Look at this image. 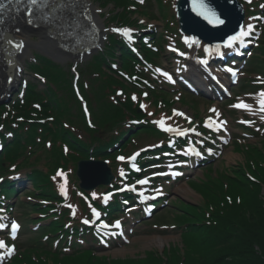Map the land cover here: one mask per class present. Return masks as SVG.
Wrapping results in <instances>:
<instances>
[{
	"label": "trees",
	"instance_id": "trees-1",
	"mask_svg": "<svg viewBox=\"0 0 264 264\" xmlns=\"http://www.w3.org/2000/svg\"><path fill=\"white\" fill-rule=\"evenodd\" d=\"M98 1L103 6L112 4L116 7L109 13L107 23L141 28L138 20L132 18L135 13L155 16L150 1L148 5L133 0ZM158 6L162 15L168 18L166 2L158 0ZM167 28L173 27L168 24ZM260 50L263 57L264 46ZM143 52L149 61L155 62V52L145 46ZM112 58L120 61V69L130 75L136 73L134 62L140 63L127 45L110 33L103 50L82 65L78 87L87 102L92 125L76 94L69 68L41 55H36L35 61L28 64V69L45 82L42 94H37L36 86L30 84L24 98L16 95L10 106L0 110V126L12 133L10 139L3 136L5 145L0 156V175L9 172L14 164L17 168L31 167L29 177L35 184L31 195L58 204L57 212L49 215L56 219L44 232L49 242L60 238L64 242L65 238L91 232L83 221L87 219L92 223L95 216L88 211V202L78 195L75 169L79 160L100 158V155L106 154L118 173L117 181L128 171L126 163L117 164L114 160L119 151L109 153V149L124 139L126 121L132 118L129 112L136 114L130 92L137 87L111 68L109 60ZM260 64L264 72L263 59ZM143 128L148 133H158L147 125L137 128V134ZM98 132L100 135H97ZM132 138L133 135L120 144L121 152L133 143ZM262 142V147L247 145L246 164L239 165L231 174L225 172L215 181L197 185V192L202 197L201 206L187 204L185 214H177L182 219L177 228L181 225L186 236L183 249L170 246L163 255L153 251L141 259L118 260L100 256L91 249L80 248L67 254L38 242V245L23 246V250L9 264H264V140ZM55 173L67 177L71 187L70 205L77 204V209L61 205L63 202L52 178ZM58 180L65 181L64 177ZM9 185L11 183L7 181L0 187V197L9 193ZM56 207L41 206L37 210L48 214L50 208ZM158 220L167 222L162 216Z\"/></svg>",
	"mask_w": 264,
	"mask_h": 264
},
{
	"label": "rangeland",
	"instance_id": "rangeland-1",
	"mask_svg": "<svg viewBox=\"0 0 264 264\" xmlns=\"http://www.w3.org/2000/svg\"><path fill=\"white\" fill-rule=\"evenodd\" d=\"M90 1L94 5V7H96V9L98 11V16L101 19V21L103 23H105L107 32L109 33L110 31H108V30H112L111 28H113L114 25H116V24H112V23L106 24V20L104 18V15H105V12L108 11V8L110 10H115L116 7L111 4V6H109L108 8H104L105 6H103V4L100 1H98V0H90ZM172 1L173 0H171V2L169 4H167V2H169V0L166 1V4H167L166 7H169V9H170V6L172 8L174 5V2H172ZM152 3H153L154 7L151 8V10L155 16H153L151 13L148 16H151L153 18H161L162 17L161 16L162 11H161V8L158 7L157 0H152ZM131 8H133V6H131ZM134 8L136 9V7H134ZM134 18H137L138 21H140V20L144 21L145 25L146 24L150 25V26L152 25V27H154L156 29L158 28V31L160 33H161V31L163 32V34L166 33L165 28H164V23L162 20H158V21L157 20H151L150 21L148 19H145L144 17H141V15H137V14H135ZM251 29H254V28L252 27ZM259 31H260V29H259ZM37 33L38 32H34V33L29 32L28 33L29 40L30 41H39V37L37 36ZM164 38L166 39L167 43H166V47L162 53L163 55L161 54L162 55L161 61L163 62L162 63L163 67H165L162 69V72L166 71L165 70L166 67L169 66V64H168L169 59L173 60V58H171L169 56V51L167 50V46L175 43L174 41L177 40V37H175L176 40H172V39L166 38L165 35H164ZM179 40H180V42H183V39H179ZM36 53H38L37 49H30L29 54L26 55V57L23 58V61L20 62L21 68H22L21 77L18 78V83H16V86H15V88H17L18 90L21 89L23 87V85H25L26 83L36 84L38 86V90H42L45 88L43 81L36 79L35 76H32L28 72L27 63L34 59V56ZM90 58L91 57L88 56L85 59L83 58L80 60H78V59L72 60V58L71 59L70 58L65 59V62H63V65H65L66 67L68 66V68L74 66V70L76 69L75 72H77L78 67L76 68L75 66L78 65L79 69H81V68L83 69V66H82L83 63L87 62ZM73 61H78V62H77V64L76 63L73 64ZM109 61L111 62L112 65L118 66V63H117L118 60L112 58ZM2 67L3 66L0 64V70L1 71H2ZM119 67L120 66H118V68ZM254 67L255 66L253 65L250 67V69L253 70ZM156 71L159 72L157 69H156ZM0 75H1V73H0ZM3 76L4 75L2 74L1 77H3ZM254 77H255V75L252 74L251 76H249L248 79H253ZM81 78H82V76H81ZM19 82H20V85H19ZM156 84H158V85L160 84L162 86L163 85L162 79H160V82H157ZM17 89L11 95L12 99L10 98V100H13V97L16 95V92L18 91ZM247 91H244L246 95L237 98L239 103L237 102L235 105H239L241 103L247 104V105H249L248 108L251 109V111H249L247 109H238L235 106L230 107L227 105H221L220 107H218V110L216 112L220 111L221 113H223L222 116H219V114H213L212 112H206V110H205L206 105H204V103H203V101H205V100L202 99V97L198 96V95L191 97V101L194 102V104H196L197 106H195L193 103H189L188 100H186V104L184 103V100H183V102H180V100H179L175 105H173L174 107L172 105L171 106L168 105V106L163 107L159 104L158 105L154 104V106H155L154 107L151 104H153L155 101H158L156 99V94L151 93V96H150V94L147 93L148 91L146 89H144L142 91L143 94L147 93V95H146V101H144L141 104V105H144L143 109L145 110V112H142L141 114H146L147 110L150 113L153 112L154 110H156L153 114V116H155V115L156 116H155V118H153L154 122H152V126L156 125V123L158 121H161V120L164 121V126L165 125L177 126V123H178L177 118L174 116V113H177V112H183L184 113V115L182 117H184L185 119H188L189 125H191L189 127V129H191L192 127H196L198 129H201L200 128L201 126H199L198 123H200V121L203 120L204 125L211 132L215 133L217 131L218 125L221 122L222 123L226 122V123H224L226 126V132L221 134V137H223L225 143L221 147V151H220L221 158L215 159L212 161V163L206 164L204 166L197 168L190 175H187L184 178L179 179V181L172 182V184H166V182H164L165 185H169L168 191H169V199H170L171 204L169 206L167 205L166 208H165V206L160 207V209L158 210V215L161 214L162 218L165 217V220L167 221V222H162L160 220L162 222V224L167 223V224L173 225V226H163V228H161V226L153 225L154 223L157 222L156 217L153 219L149 218V220L143 219V220H139V221H134L133 223L126 225L127 228L125 229V231L127 230L128 234H129V242L128 243H126V242L120 243V244H117L115 246L111 245L105 251H100L98 253L100 256H106V257H109L112 259H118V260L127 259V258L141 259V258L146 257L148 252L154 251V252H158L159 254H164L165 249L169 248L170 246H179L182 249L184 248L186 236H184V234H183L184 231H183L182 227H180L181 225L179 226V228H176V229L173 227H176V226L178 227V222H182V219L179 218L177 216V214L178 215L185 214V207L187 206V204H196L197 206H201L202 198L197 193L196 188L197 187L199 188V186H197V185H204L203 184L204 181H215L222 176V173L228 172L231 174L234 170H236L239 167V165L246 164V160H247L246 149H244V148L240 149L234 145L232 146V141L234 139H237V136H242V135L244 136V139H241L240 142L245 143V141H248L249 143H253V144L258 145L259 147H262L261 145L263 143L259 139H254V138L245 136V134H242L241 130H238L237 128L233 129V132L231 130V127H232L231 123L232 124L234 123V125H236V123H240L241 120H249L251 123L249 125L256 126L257 129L259 127H263V130L261 132H262L263 137H264V111L261 110L260 100L262 99V97L259 95L260 93L264 92V90L246 93ZM249 91H251V90H249ZM170 92H172V91H170ZM153 95H155V97H153ZM157 96L160 97L161 95L158 94ZM176 98L179 99V95H177V94L174 95V99H176ZM161 103H163V102L161 101ZM149 104H150V107H148ZM0 107H1V105H0ZM232 109H236V111L234 113H230V115L228 117V115H226V114H228L229 111ZM173 111H174V113H173ZM196 112L198 114H200V113L201 114L198 115ZM193 115L197 116V118L196 117L193 118ZM198 116H200V117L198 118ZM157 124H158V126H160L159 123H157ZM184 128H187V127L185 126ZM134 133H137V131H134ZM232 134H234V136H232ZM211 136H212V133H211ZM153 139H154V136L147 134V132H143L136 139L135 143L138 145V147H142L144 145L151 144L154 141ZM133 148H135V146ZM29 189H31V185H29ZM63 189H65V187H63ZM186 189H188V192H186ZM64 191H66V190H64ZM262 191H263L262 192V195H263L264 194V188H262ZM19 197H20L19 200L25 198L24 195L21 193H19ZM39 202L41 203L42 200H38V203ZM47 203H49V202H47ZM134 209H136V208L129 210V212H127V215L125 214L123 216L124 222H125V220H128L130 217H135V214L132 212V211H134ZM13 216L16 218L21 217L20 211L16 210L13 213ZM135 219H137V217ZM145 221H150V222L146 223ZM30 227H32V226L28 225V228H30ZM28 228L26 229V227H24L23 235H21V237H20V239L22 238V243H24L23 245H26V243L29 240V236L33 235L32 233L29 232ZM130 228H133L132 233H129ZM4 235H8V234L5 233ZM0 239H2V238H0ZM20 239L18 241V244H20ZM10 249L11 248L1 249L0 259L5 257L7 255V250H10Z\"/></svg>",
	"mask_w": 264,
	"mask_h": 264
},
{
	"label": "water",
	"instance_id": "water-1",
	"mask_svg": "<svg viewBox=\"0 0 264 264\" xmlns=\"http://www.w3.org/2000/svg\"><path fill=\"white\" fill-rule=\"evenodd\" d=\"M205 2L224 20V24L209 23L198 13L193 0H177L175 12L179 27L182 32L196 35L207 43L224 45L230 36L240 32L245 18L244 7L239 0H205ZM39 53L59 61L58 56L52 51L40 49ZM8 102L9 98L0 100V104ZM77 176L81 188L86 191L101 184L108 185L114 179L111 169L105 162L94 160L79 161Z\"/></svg>",
	"mask_w": 264,
	"mask_h": 264
},
{
	"label": "bare ground",
	"instance_id": "bare-ground-1",
	"mask_svg": "<svg viewBox=\"0 0 264 264\" xmlns=\"http://www.w3.org/2000/svg\"><path fill=\"white\" fill-rule=\"evenodd\" d=\"M82 1H83V6L88 11V15L90 19L94 20L97 23V26H98L97 28L100 29L99 39H101L103 42L105 37L109 36V34L106 32L105 27L101 19L98 16V11L96 7H94V5L91 3L90 0H82ZM28 19L29 17L25 18L26 21ZM31 21L33 25H39L41 24L42 20L32 18ZM17 29H19V31H17ZM28 29L29 28L23 25L22 22L15 24V26L13 27L11 31L13 37L7 38L5 41V44H4L5 56L4 57H5V62H7L8 65L10 64V66L8 67L3 66L2 71L0 70L1 75L2 74L4 75L3 77H1L0 75V98L3 95L9 94V92H11L15 88V84H16V80H13L10 84H7L8 80L5 77V73L7 72V70H9L11 73L12 72L14 73V76L20 77L21 75L20 62L23 60V58L26 57V55L29 54L30 49L48 48L50 50H54L53 52H56L57 53L56 55H59L60 59L63 58L64 61L65 59H67L64 53H58L55 50L56 44H57L55 38L50 37V39H47L45 36V32H43L42 30H39V31H36L38 32L37 36L39 37V41H30L28 37V33L30 31ZM131 36L132 34H130V37ZM120 37H121V41L124 42L125 44L128 45L129 43H131V39L129 36H126L125 34L122 33L120 34ZM21 41L23 42L24 47L23 49H18L16 45L17 43ZM13 61H16L19 65V67H17L14 71H12V66H11L13 64ZM42 92L43 91H37V94L39 93L42 94ZM186 192H188V189H186Z\"/></svg>",
	"mask_w": 264,
	"mask_h": 264
},
{
	"label": "snow or ice",
	"instance_id": "snow-or-ice-1",
	"mask_svg": "<svg viewBox=\"0 0 264 264\" xmlns=\"http://www.w3.org/2000/svg\"><path fill=\"white\" fill-rule=\"evenodd\" d=\"M140 2L143 3V0H140ZM249 2H250V0H249ZM30 3L32 5L39 4V6L41 8H45V7H48L49 0H30ZM193 3H194V6L196 7L198 13L201 16H203L206 20H208L209 23L224 24V20L221 19L217 15V13L206 4L205 0H199V2H197V0H193ZM262 7H264V6H262ZM30 15H31V13H30ZM28 23H32L31 19L28 20ZM251 28H252V25H247V29L245 28V26H241L240 32L237 35L229 37L228 41L226 42V46L227 47H232L237 41L241 40V37L249 35V31L248 30H250ZM17 31H19V29H17ZM113 31L120 32L122 30L121 29H113ZM130 32H131V30H129V29L123 30V33L125 35H129V37H130ZM16 47L18 49H23V47H24L23 42L21 41V42L17 43ZM181 55H183V53H181ZM227 70L229 72L233 71L230 68L227 69ZM164 75L168 76L169 80H171V76H169L168 73H164ZM259 95L262 97V99L260 100L261 110L264 111V92L260 93ZM133 98L135 99V97H133ZM143 106L144 105H141V107H143ZM234 106L235 107H243V108H248L249 107V105L244 104V103H241L239 105H234ZM37 107H39V106H37ZM211 111L215 112L216 110L212 109ZM176 114L177 115H181V116L184 115L183 112H177ZM157 123H159L161 127H164V121L163 120L158 121ZM223 123H226V122H223ZM166 130L167 131H178L180 135H184L185 134L183 131H180L179 129H173L171 127H168ZM137 155H138V153H137ZM119 159L123 160L125 158L124 157H119ZM133 159H134V157H133ZM122 175H123V173H122ZM138 183L146 184V183H148V181L147 180H140V181H138ZM157 191L159 192L160 190H157ZM93 195H95V194H93ZM68 207L71 208L72 205H68ZM94 214L95 215H99L98 213H95V212H94ZM83 223L89 224L90 221L85 219L83 221ZM4 227H6V225L0 223V228H4ZM11 227H12L13 230H15V229H18L19 225L16 224V223H13L11 225ZM104 227H115L116 229H119V228H121V222L119 220H116L113 225L105 224ZM5 247H6L5 242L3 240H0V249H4ZM9 251H15V248L12 247Z\"/></svg>",
	"mask_w": 264,
	"mask_h": 264
}]
</instances>
